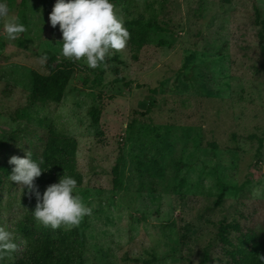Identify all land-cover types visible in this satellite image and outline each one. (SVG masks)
I'll return each mask as SVG.
<instances>
[{
  "label": "rangeland",
  "instance_id": "374dc122",
  "mask_svg": "<svg viewBox=\"0 0 264 264\" xmlns=\"http://www.w3.org/2000/svg\"><path fill=\"white\" fill-rule=\"evenodd\" d=\"M54 2L6 0L0 17V164L40 150L47 124L76 140V191L92 213L61 227L83 233V264H236L239 232L228 228L224 241L219 226L264 230L254 20L264 0H121L114 11L123 25L140 18L152 28L135 58L126 44L94 69L61 55L59 26L48 22ZM11 18L26 29L14 40L3 34ZM31 70L68 75L59 102L29 100ZM35 184L41 194L50 185ZM35 203L0 173V227L17 244L0 250V264L20 255L15 224Z\"/></svg>",
  "mask_w": 264,
  "mask_h": 264
},
{
  "label": "trees",
  "instance_id": "16d2710c",
  "mask_svg": "<svg viewBox=\"0 0 264 264\" xmlns=\"http://www.w3.org/2000/svg\"><path fill=\"white\" fill-rule=\"evenodd\" d=\"M121 0H111L114 10L118 8ZM255 23L260 26L258 40L261 44L260 53L264 68V16L260 10L254 9ZM129 32L127 45L135 58V54L141 48L148 36L152 25L140 18L126 20L123 25ZM44 54L55 58L50 51ZM31 89L29 100L33 103L59 102L63 96L68 83V75L63 71H53L49 74H40L34 70L30 71ZM99 84V80H94ZM101 113L100 106L90 107L88 115L94 123H97ZM42 136L43 146L38 151H32L34 160H43L40 165L44 171L36 178L35 183L52 184L58 181L63 175L73 177L77 186L81 184V175L76 169L75 153L76 140L60 134L51 125ZM12 166L6 163L0 164V173L9 178ZM117 165H114L116 171ZM114 180V186L117 187ZM16 230L21 235L24 244L20 255L11 263L7 264H83V248L85 237L77 228L64 229L58 227L51 229L38 223L30 213H25L15 224ZM228 228L239 232L238 244L234 251L236 264H264L260 257H264V230L249 229L242 232L238 225L221 224L219 233L221 239L228 241L224 232Z\"/></svg>",
  "mask_w": 264,
  "mask_h": 264
},
{
  "label": "clouds",
  "instance_id": "9594fccd",
  "mask_svg": "<svg viewBox=\"0 0 264 264\" xmlns=\"http://www.w3.org/2000/svg\"><path fill=\"white\" fill-rule=\"evenodd\" d=\"M7 14L6 0H0V17ZM48 22L52 27L59 26L61 55L83 60L92 69L100 66L106 56L124 49L129 39V32L111 0H55ZM25 30L18 18L3 24V34L9 40L17 39ZM8 163L13 165L10 180L35 197L31 215L41 225L53 230L62 225L70 228L91 215L92 209L77 194V182L71 176H60L41 194L35 180L44 172L40 166L43 160H34L30 150L23 157H9ZM16 247L14 234L0 227V250L12 251ZM260 259L264 261V257Z\"/></svg>",
  "mask_w": 264,
  "mask_h": 264
}]
</instances>
